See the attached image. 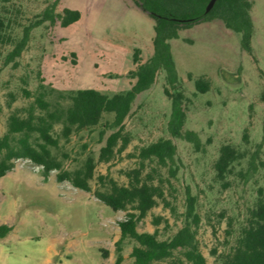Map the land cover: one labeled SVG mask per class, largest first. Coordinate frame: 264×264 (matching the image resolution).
<instances>
[{
    "label": "rangeland",
    "instance_id": "obj_1",
    "mask_svg": "<svg viewBox=\"0 0 264 264\" xmlns=\"http://www.w3.org/2000/svg\"><path fill=\"white\" fill-rule=\"evenodd\" d=\"M55 1L0 0V16L10 22L11 34L19 39L23 28L39 19ZM58 1L57 13L65 8L78 10L80 20L68 27L45 22L35 28L16 66L6 64L14 44L0 45V139L8 131L10 115L16 112L25 116L40 94L52 106L66 107L70 104L68 96L79 89H95L109 96L127 92L135 82L128 75L136 69L134 51L140 50L143 62L153 54L155 22L133 0ZM251 15L255 27L253 54L241 48L240 34L227 29L221 20L182 29L179 37L170 41L178 89L186 97L183 130L198 134L199 148L169 134L171 100L164 93L165 72L160 71L152 88L138 95L125 120L130 145L111 163L97 165L92 192L74 188L69 182L59 183L57 171L45 179L30 162L15 161L14 170L0 177V225L12 228L0 239V264H113L120 238L118 224L127 212L113 211L94 196L97 177L108 174L127 185L124 172L139 166L138 159L130 155L168 138L178 149L177 174L173 186L166 188L167 199L177 214L160 203L139 224L138 231L153 233L157 228L153 220L161 216L169 226L165 227V222L158 226L159 238H170L183 225L190 192L197 198L201 216L197 236L200 249L207 264H221L220 255L234 243L259 189L264 191V147L260 156L263 166L244 176L250 156L264 138V0H254ZM199 78L210 84L206 93L196 89ZM113 116L105 114L102 124L112 121ZM102 124L75 133L69 140L61 137V126L55 127L59 147L52 150L66 170L79 168L88 156L98 159L112 132L108 130L101 139ZM245 130L249 143L243 139ZM226 144L247 157L234 164L221 182L214 164ZM3 154L0 151V160ZM162 173L168 175L166 169ZM231 219L236 234L227 240ZM135 245L133 240L125 241L122 264H134L131 252Z\"/></svg>",
    "mask_w": 264,
    "mask_h": 264
},
{
    "label": "trees",
    "instance_id": "obj_2",
    "mask_svg": "<svg viewBox=\"0 0 264 264\" xmlns=\"http://www.w3.org/2000/svg\"><path fill=\"white\" fill-rule=\"evenodd\" d=\"M134 3L155 22L153 38V54L143 62L140 50H135L133 64L136 69L128 75L135 79L131 88L125 93L109 96L95 89H79L68 96L70 104L52 106L40 94L32 105L26 109V115L14 112L9 117L8 131L0 139V177L15 168V161H27L38 167L45 179L57 171L59 183L69 182L74 188L92 192L91 181L95 179V171L99 163L109 164L122 155L130 145L131 135L125 131V120L132 110L138 95L149 90L155 84L160 71L165 72L167 86L165 95L171 100V113L168 121V132L173 138L183 139L196 148L201 139L194 131H184L187 115L184 108L186 97L179 90V76L173 58L170 41L179 37V31L196 24L221 20L227 29L240 34L241 48L253 54L252 38L254 22L251 11L254 0H216L213 8L207 12L210 0H133ZM59 1L47 7L41 17L26 25L19 39L11 34L10 22L0 16V45L14 44L6 57V64L14 63L27 48L32 31L50 22L68 27L81 18L78 10L69 8L57 13ZM197 91L206 93L210 84L204 78L195 82ZM171 89L174 92H171ZM37 109L39 111L37 112ZM113 113V120L102 124L105 114ZM102 124L100 133L103 139L108 130L112 132L106 137L98 159L88 156L83 165L74 170H66L64 163L52 149L59 147V140L54 137L56 126H61L60 135L69 140L75 133L91 131ZM243 139L249 143V134L245 130ZM264 147V138L256 146L250 156L245 177L256 173L263 162L260 156ZM177 146L171 138L159 139L130 155L137 158L139 166L124 172L127 185L119 184L108 174L99 175L98 188L94 196L113 211H126V218L119 222L120 238L116 242L117 257L113 264L124 262L123 248L127 239L137 243L132 249L134 264H154L169 261L170 264H207L199 241L198 231L201 216L197 211V198L190 192L187 194L186 211L182 215L183 225L170 238L160 239L158 226L167 219L155 217L153 224L157 227L153 233L139 232V224L149 212L160 203L172 214H177L175 205L167 199L166 188L173 186L172 179L177 174ZM247 157L229 144L220 148L219 157L214 164L216 178L224 182L231 173L233 165ZM260 160V161H258ZM150 167L149 171L146 169ZM166 169L165 176L162 170ZM12 228L0 225V239L6 237ZM236 234L234 222H228L226 239ZM215 253V251L213 252ZM221 264H264V191L259 189L255 205L250 209L244 224L238 231L234 243L220 255Z\"/></svg>",
    "mask_w": 264,
    "mask_h": 264
},
{
    "label": "water",
    "instance_id": "obj_3",
    "mask_svg": "<svg viewBox=\"0 0 264 264\" xmlns=\"http://www.w3.org/2000/svg\"><path fill=\"white\" fill-rule=\"evenodd\" d=\"M215 2H216V0H210L209 4L207 6V9H206L207 12H209L213 8Z\"/></svg>",
    "mask_w": 264,
    "mask_h": 264
}]
</instances>
